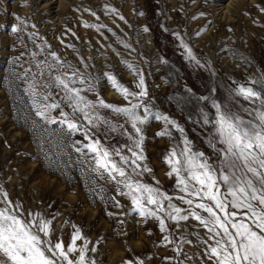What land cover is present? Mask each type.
Returning <instances> with one entry per match:
<instances>
[{
  "label": "rangeland",
  "instance_id": "374dc122",
  "mask_svg": "<svg viewBox=\"0 0 264 264\" xmlns=\"http://www.w3.org/2000/svg\"><path fill=\"white\" fill-rule=\"evenodd\" d=\"M66 1L69 5L61 12V7L56 5L58 0H0V189L7 193L13 205H20L25 218L31 213L50 220L51 235L48 238L53 242L61 241L67 246L72 234L79 229L82 239L77 241V247H82L87 240L89 262L213 264L205 254L212 241L208 240L206 229L198 221L190 217L177 223L165 218L168 231L161 232L156 219L142 217L133 211L131 198L121 194L127 189L117 183L120 177L113 180L103 169L95 171L94 153L87 148L76 149L88 144L89 140H98L112 153L111 159L121 164L120 156L115 154V150H119L121 155L129 158L128 164H121L126 173L134 180L159 188L173 197L174 204L187 210V205L175 199L184 194L177 188L175 175H168L171 169L165 157L173 149L177 152L183 149V141L187 139L194 151L203 152L211 163L217 164L219 153L210 144L214 129L212 124L204 123L205 115L209 120L215 118L213 102L226 106L225 110L236 112L246 120L252 119L245 109H255L259 102L244 100L236 95L235 89L242 85L264 94V0L238 2L232 19H224L221 8L223 3L231 0L200 1L199 5L206 9L202 11L199 7L194 12L195 15L201 12L200 18L205 20L199 38L191 30L182 45L174 49L198 66L199 71L189 68L180 72L179 77L169 69L168 61L159 59L161 56L169 58V55L165 56L161 49L158 54L153 47L155 57L152 56L150 68L142 69L141 64L125 67V63L120 64L122 52L107 45V39L99 34L104 28L84 26L107 25L112 32L110 36L112 34L118 42L120 0ZM159 3L164 4V0ZM194 4L195 7L198 5L193 3L192 7ZM105 14L114 17L102 18ZM14 26L16 32L12 31ZM202 37L203 52H200L195 48ZM145 45L151 47L148 43ZM184 45L195 59L188 56ZM52 52L59 58V65L52 59ZM214 59L215 63L212 62ZM126 60L135 65L133 56ZM46 65L52 67L46 68ZM231 66L234 67L229 68ZM243 67L252 71L255 78L244 76ZM25 70H28L27 76ZM73 72L77 77L71 86L85 89L81 95L86 100L96 103L102 99L116 107L129 104L112 88L105 73L114 75L134 92H139L136 87L138 74L143 75L148 93L143 102L152 115L145 124L139 125L144 136L145 157L137 162L141 166L136 169L139 175L133 173L129 151V148L134 149L138 136L126 116L97 105L92 109V115L101 119L89 124L81 113H73L61 88L43 87L44 83L54 85L53 76H70ZM156 72L161 76L147 81L148 74ZM33 74L40 82V92L51 93L48 101L37 97V102L60 104V108L48 113L56 123H48L36 115L32 98L26 91ZM81 78L84 83L79 82ZM89 84L91 91L87 90ZM61 110L74 120L77 130H69L66 124L59 122L63 119ZM156 113L167 116L178 127L156 119ZM137 114L143 116V109H138ZM160 132L167 134L157 135ZM85 133L89 139H85ZM221 147L216 144V149ZM145 165L151 172L141 170ZM165 235L171 243L164 242ZM92 248L96 251H91ZM77 255L72 253L70 258L75 259Z\"/></svg>",
  "mask_w": 264,
  "mask_h": 264
},
{
  "label": "snow or ice",
  "instance_id": "6c2138e0",
  "mask_svg": "<svg viewBox=\"0 0 264 264\" xmlns=\"http://www.w3.org/2000/svg\"><path fill=\"white\" fill-rule=\"evenodd\" d=\"M84 26L103 27V25L89 24ZM12 31L16 32L17 28L14 26ZM184 48L188 56L195 59L187 45H184ZM51 57L57 65L60 64L55 52L51 53ZM37 67H40V64ZM27 71L25 70V76ZM138 75L139 82L136 87L139 92H134L120 83L114 75L105 73L112 88L128 101L129 106L126 107H116L105 103L102 99H98L96 103L86 100L81 95L85 89L71 86L76 83L75 72L70 76L66 74L53 76L54 85L43 84L44 88L52 86L61 88L64 92V100L68 102L73 113H81L89 124H92L93 120L101 119L92 115V109L97 105L112 108L115 112L126 116L138 136L134 142V149L129 148L132 170L136 175H139L136 169L141 167L137 162L145 159L142 148L144 136L139 125L145 124L149 115H152L147 104L143 102L148 95L143 75ZM79 82L84 83L82 78ZM39 89L40 82L33 74L26 91L32 98L36 115L48 123H56L57 121L48 113L60 108V104L38 103L37 97L48 101L51 96L50 92L42 93ZM87 90H92L91 84L88 85ZM235 93L251 103L259 102V107L245 109L252 115V119L246 120L236 112L225 110L226 106L222 107L213 102L216 110L215 118L209 120L205 115L204 123L212 124L214 129L210 144L219 153L217 164L211 163L203 152L194 151L187 139L183 141V149L179 152L173 149L165 157V162L171 169L168 175H175L177 188L184 194L175 199L187 205V210L174 204L173 197L159 188L134 180L126 173L121 164H128L129 158L121 155L119 150H115V154L120 156L121 164L111 159L112 153L98 140H89L88 144L76 150L82 151L83 148H87L90 153H94L95 171L103 169V172L113 180L117 176L120 177L117 183L127 189L121 194L131 198L133 211L139 212L142 217L156 219L161 232L168 231L165 218L177 223L187 221L190 217L198 221L206 229L208 240L212 241L207 246L205 254L213 264H264V94L252 87L242 85L235 89ZM141 108L144 111L143 116L137 114V110ZM154 115L156 119L164 120L166 125L178 127L167 116H161L159 113ZM60 116L63 119L59 122L66 124L69 130L78 129V125L63 110ZM179 130L183 132V129ZM165 134L167 133H157V135ZM85 139H89L87 133ZM217 143L222 147L216 149ZM141 170L151 172L146 165ZM222 185L226 190L222 191ZM0 197H2L0 199L2 205L0 206V264H95L94 261L89 262L86 256L87 240L82 247H77V241L82 239L79 229L72 234L71 242L67 246L61 241L53 242L48 238L51 235L50 220L40 218L39 214L32 216L31 213L25 218L20 211V205H13L2 189H0ZM201 212L207 215H202ZM164 242L172 241L165 235ZM203 242L207 243V241ZM91 251L95 252L96 249L92 248ZM176 251L179 255V246ZM72 253H78L75 259L70 258Z\"/></svg>",
  "mask_w": 264,
  "mask_h": 264
},
{
  "label": "bare ground",
  "instance_id": "6f19581e",
  "mask_svg": "<svg viewBox=\"0 0 264 264\" xmlns=\"http://www.w3.org/2000/svg\"><path fill=\"white\" fill-rule=\"evenodd\" d=\"M200 1L202 0H164V4H161L159 3V0H120L119 2H121V5H122L120 19L121 17H123V19H121V22H120L121 24H119L120 25L119 26L120 27L119 29V33H120L119 39L120 40L117 42L114 40L115 38H113L112 34L110 36L111 30H110V27H108L107 25H103L102 28L104 29H101L99 31V34L102 36V38L107 39V42H108L107 45L114 46L116 49L122 52L123 60L121 59L120 64L125 63V67L129 65H131V67H134V66L139 67V64H141L142 69L146 68L147 70V68H150L152 64V59L155 57L153 55V49H152L153 47L158 52V54L160 53L159 49H161L165 51L164 53L165 56L169 55V58H166V57L163 58V56L160 55L161 58L159 59H161L160 61L162 60L168 61L169 69H171L175 73V75H177L178 77L180 75V72L182 71L186 72L189 68L199 71L198 66H195V64L192 63V61L188 60V58H184L185 56L182 57L179 54L180 52H175L174 49L182 45V42L186 40L185 38L189 36L187 33L191 32V30H194V32L197 34V38H199L201 29L204 26L205 20L200 18L202 15L201 12L198 15H195L194 12L199 7H201L199 5ZM205 1L207 0H204L203 2ZM241 1L242 0H231L227 4H224V3L222 4L221 8H222V14L224 15V19H232V15L235 12L234 10L237 7L236 4L238 5L239 3H242ZM193 3H197L198 5H196L195 7V4H194V7H192ZM56 5L58 7H61V12H63L64 9L69 5V2H67L66 0H58V3ZM201 8H202V11L206 9L204 6ZM201 8L199 9L200 11H201ZM113 17L114 16L111 14H105L102 16V18H105V19L106 18L109 19ZM196 17H198L199 20L196 19L197 20L196 21L195 20ZM185 20H187V23H185L186 22ZM225 25H229V24H225ZM145 29H147V31H145ZM203 38L204 37H202V39L198 41V43L196 44L197 48H195L200 52H203L201 51V46L203 45L202 42L204 41ZM99 41L100 40L98 39L97 42ZM146 43H148L151 47H147L145 45ZM220 44L221 43L219 42V46ZM10 46L12 47V44ZM242 53H244L243 50H242ZM129 56H133V59L135 60V65H133L134 63H131L130 61L126 60L128 59ZM208 56H209V53H208ZM212 62L215 63V59ZM233 65H235V63H233ZM232 67L234 66H231L229 68H232ZM209 70L210 69H208V71ZM242 70L244 72V76L246 77L254 76L252 75L253 74L252 71H250L247 67H243ZM156 73L154 75L148 74L149 78L147 79V81H152L156 77L161 76L160 73H157V74ZM253 78H255V76Z\"/></svg>",
  "mask_w": 264,
  "mask_h": 264
}]
</instances>
